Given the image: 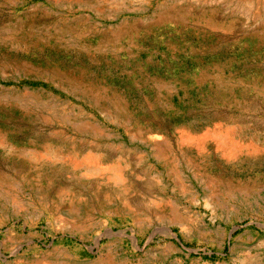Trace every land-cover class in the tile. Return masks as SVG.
Returning a JSON list of instances; mask_svg holds the SVG:
<instances>
[{
	"label": "rangeland",
	"instance_id": "1",
	"mask_svg": "<svg viewBox=\"0 0 264 264\" xmlns=\"http://www.w3.org/2000/svg\"><path fill=\"white\" fill-rule=\"evenodd\" d=\"M0 264H264V0H0Z\"/></svg>",
	"mask_w": 264,
	"mask_h": 264
}]
</instances>
